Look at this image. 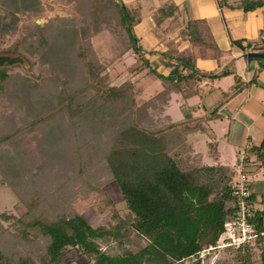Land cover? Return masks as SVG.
Here are the masks:
<instances>
[{
  "label": "trees",
  "instance_id": "trees-1",
  "mask_svg": "<svg viewBox=\"0 0 264 264\" xmlns=\"http://www.w3.org/2000/svg\"><path fill=\"white\" fill-rule=\"evenodd\" d=\"M78 1L77 27L71 19L57 18L47 26L28 25L19 38L18 51L46 64L40 80L0 68V91L22 86L36 102L33 116L0 130V174L20 202L19 215L0 213V264H64L72 250L74 257H87L85 264H185L216 245L223 232L234 202L233 172L218 162L213 142L208 143L211 165L203 164L188 142L189 134L202 129V119L173 121L164 111L172 94L193 97L203 79L230 71H202L178 53H160L169 69L163 74L145 57L154 51L145 50L136 35L134 11L121 0ZM262 4L243 0L240 7L250 11ZM174 8L166 0L160 12L168 16ZM14 9L0 7V36L16 30ZM105 29L115 36L119 54L130 51L139 59L135 72L146 70L162 84L141 104L130 78L109 83L107 64L91 41ZM59 46L71 49L63 66L53 62ZM239 88L235 84L233 92ZM248 150L264 163V141ZM18 151L22 177L16 179L11 164L16 156L10 155ZM109 181L120 190L127 213L121 217L114 210L107 225L93 227L72 205L89 192L103 193ZM249 221L257 232L258 260L245 244L231 248L232 259L221 264H264L263 213L256 210ZM105 237L134 241L137 250L110 255L97 242Z\"/></svg>",
  "mask_w": 264,
  "mask_h": 264
},
{
  "label": "crops",
  "instance_id": "crops-1",
  "mask_svg": "<svg viewBox=\"0 0 264 264\" xmlns=\"http://www.w3.org/2000/svg\"><path fill=\"white\" fill-rule=\"evenodd\" d=\"M121 1L138 18L134 31L143 48L154 51L145 57L161 73L167 74L169 69L161 64L160 53H178L202 71H230L220 78L203 79L197 86L198 95L193 97L183 99L172 94L169 103L177 95L175 100L182 116L178 120H203L202 129L197 132L205 133L206 141L216 145L220 164L233 169L241 149L256 157L248 149L264 141V65L260 67L264 56L248 58L246 54H264V0L250 11L240 7L243 0H168L175 7L168 16L160 12L166 0ZM235 41H241L242 46ZM235 84L240 88L233 92ZM215 108V117L205 119ZM258 162L247 166V174L264 222V163Z\"/></svg>",
  "mask_w": 264,
  "mask_h": 264
},
{
  "label": "rangeland",
  "instance_id": "rangeland-1",
  "mask_svg": "<svg viewBox=\"0 0 264 264\" xmlns=\"http://www.w3.org/2000/svg\"><path fill=\"white\" fill-rule=\"evenodd\" d=\"M79 2L78 0H37V4H34L32 0H0V7L15 8V15L18 17L16 30L0 36V68L7 70L13 75L21 74L35 81L40 80L45 75L46 64L43 65L38 59L25 56L18 51L19 38H21L28 25L47 26L57 18L71 19L77 27L82 20V13L78 8L82 2ZM91 41L97 57L107 64L106 72L109 74L110 85L119 84L130 78L138 88V94L136 95L138 104L143 103L162 89L160 81L148 75L146 70L142 69L139 72H135L136 68H139V59L130 51L119 54L117 40L108 29L96 34ZM58 48V56L55 55L56 60L53 62L63 66L67 64L65 60L71 55V49L61 46ZM15 54H20L24 59L23 65H8L5 55ZM176 97L177 95L173 97L164 112L165 115H170L174 120L182 117L181 109L176 104ZM35 106L36 102H34L33 97L26 91L25 87L19 86L17 89H10L8 86L3 91H0V130L6 129L11 122H22L33 116ZM175 112L179 114L175 115ZM206 139V134L202 132L191 133L187 136V140L193 144L194 150L202 155L203 164L211 165L213 160L208 155L209 147ZM51 140L52 142L54 141L53 138ZM18 154H20V151L10 155L11 157L16 156L14 157L16 163H11L14 165L16 179L22 177L21 155L17 156ZM42 164L45 165L43 162ZM2 180V175L0 174V213L8 212L19 215L15 208V205H20L19 199L12 188L3 183ZM102 190L103 193L101 194L89 192L85 197L78 198L72 205L73 209L80 213L93 227L107 225L114 210L121 217L127 213L123 196L114 181L107 182L102 187ZM2 224L3 227L8 225V223L4 222ZM255 241L251 240L247 244L251 246L253 259L256 262L259 258V249L255 246ZM97 242L101 249L110 255L121 254L125 250H137L136 243L128 241L126 238L105 237L98 238ZM233 255V250L229 247L215 248L206 255L203 262L200 258L199 260L201 264H221L230 261ZM87 261L88 259L85 256L74 257V251L72 250L66 255L64 264H85ZM194 262L193 259L188 264H194Z\"/></svg>",
  "mask_w": 264,
  "mask_h": 264
},
{
  "label": "built area",
  "instance_id": "built-area-1",
  "mask_svg": "<svg viewBox=\"0 0 264 264\" xmlns=\"http://www.w3.org/2000/svg\"><path fill=\"white\" fill-rule=\"evenodd\" d=\"M259 164L255 156L251 155L246 149H241L237 154V161L232 169L233 175L230 181L231 195L233 197L232 210L225 222L224 230L220 234L216 245L209 246L201 250L197 256H192L185 260H199L203 262L206 255L215 248H240L245 244L256 240L257 232L253 223L249 220L257 210L255 202L251 199V189L247 174V166Z\"/></svg>",
  "mask_w": 264,
  "mask_h": 264
},
{
  "label": "water",
  "instance_id": "water-1",
  "mask_svg": "<svg viewBox=\"0 0 264 264\" xmlns=\"http://www.w3.org/2000/svg\"><path fill=\"white\" fill-rule=\"evenodd\" d=\"M39 23V21H37ZM248 58L251 57H263L264 54L261 52H248L246 54ZM5 59L8 62V65H14V64H19L23 65L24 64V59L21 57L20 54H15V55H5Z\"/></svg>",
  "mask_w": 264,
  "mask_h": 264
}]
</instances>
